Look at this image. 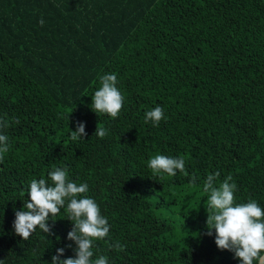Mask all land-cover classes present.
Returning a JSON list of instances; mask_svg holds the SVG:
<instances>
[{"label": "trees", "instance_id": "trees-1", "mask_svg": "<svg viewBox=\"0 0 264 264\" xmlns=\"http://www.w3.org/2000/svg\"><path fill=\"white\" fill-rule=\"evenodd\" d=\"M106 73L124 96L117 118L91 108ZM157 105L154 126L145 113ZM0 120V264L75 256L63 209L50 235L23 240L12 227L31 180L54 167L87 183L108 220L93 259L240 264L207 235L203 182L231 175L235 202L264 209V0H0ZM76 121L87 135L72 141ZM157 154L183 157L187 175H153Z\"/></svg>", "mask_w": 264, "mask_h": 264}, {"label": "clouds", "instance_id": "clouds-1", "mask_svg": "<svg viewBox=\"0 0 264 264\" xmlns=\"http://www.w3.org/2000/svg\"><path fill=\"white\" fill-rule=\"evenodd\" d=\"M43 23L41 19L40 24ZM99 83V88L91 95L92 110L117 118L124 102V96L117 87V75L106 73L100 77ZM162 119H165L164 110L159 105L145 113V122L151 121L154 126H158ZM7 126V121L0 120V128ZM86 135L85 123L76 121V130L70 131V139L77 141ZM93 135L104 138L107 129L97 124ZM8 151V137L0 134V161ZM147 166L153 175L161 178L162 174L174 177L177 170L187 175L183 157L157 154L148 160ZM219 177L217 171L208 174L203 182V191L207 194V235L212 236L214 230L218 249L234 253L240 264H264V209L254 199L236 203L234 192L237 185L232 182L233 177L229 175L222 182ZM196 180L193 176L191 183L195 184ZM88 190L87 183H77L69 178L66 167H54L48 173V179H32L23 209L15 211L12 225L15 234L27 240L37 227L45 234H52L48 224L50 214L51 217L57 216L63 209L73 225L67 239L76 245L75 256L61 259L65 249L59 248L52 256L51 264H108L104 255L93 259V243L109 236L110 225L95 200L86 195ZM110 247L116 250L124 248L118 241Z\"/></svg>", "mask_w": 264, "mask_h": 264}]
</instances>
